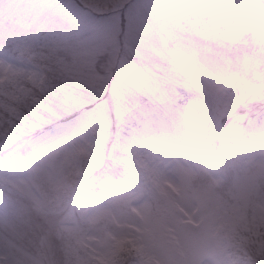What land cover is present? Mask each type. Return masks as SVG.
<instances>
[{"label": "clouds", "instance_id": "9594fccd", "mask_svg": "<svg viewBox=\"0 0 264 264\" xmlns=\"http://www.w3.org/2000/svg\"><path fill=\"white\" fill-rule=\"evenodd\" d=\"M54 7L0 38L7 264H264V0ZM142 75L195 117L133 111Z\"/></svg>", "mask_w": 264, "mask_h": 264}, {"label": "rangeland", "instance_id": "374dc122", "mask_svg": "<svg viewBox=\"0 0 264 264\" xmlns=\"http://www.w3.org/2000/svg\"><path fill=\"white\" fill-rule=\"evenodd\" d=\"M56 0H0V38L13 39L28 32L39 33L47 28L61 27L64 23L54 7ZM242 5L250 3L259 4V0H240ZM236 40L237 37H226ZM259 33L252 30L248 35V40L252 44H258ZM153 83L159 88L157 95H152L140 87L137 82L128 98V105L133 111H140L150 118L155 112L164 120L191 119L194 118L198 108L195 100L185 102L183 94H172L164 86L149 75L140 76ZM87 86V85H85ZM254 96V99H258ZM69 103L71 100L68 101ZM219 133L225 135L227 130L220 128ZM2 219V214H0ZM11 241H5L0 235V261L7 264L10 259L5 254V247H11Z\"/></svg>", "mask_w": 264, "mask_h": 264}, {"label": "snow or ice", "instance_id": "6c2138e0", "mask_svg": "<svg viewBox=\"0 0 264 264\" xmlns=\"http://www.w3.org/2000/svg\"><path fill=\"white\" fill-rule=\"evenodd\" d=\"M137 84L142 87L146 92L152 94V95H157L159 93V88L157 86H154L152 82H150L149 80L142 78V77H138L136 79ZM69 100H71V98H69ZM259 255H264V249H260L259 250ZM0 264H3L2 261H0Z\"/></svg>", "mask_w": 264, "mask_h": 264}]
</instances>
